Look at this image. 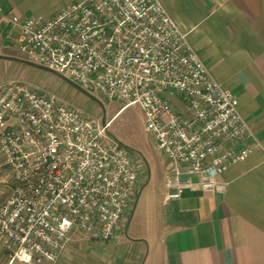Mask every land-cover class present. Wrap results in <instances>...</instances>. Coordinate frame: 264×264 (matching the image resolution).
Segmentation results:
<instances>
[{"label": "built area", "instance_id": "1", "mask_svg": "<svg viewBox=\"0 0 264 264\" xmlns=\"http://www.w3.org/2000/svg\"><path fill=\"white\" fill-rule=\"evenodd\" d=\"M8 21L27 61L103 100L139 105L175 176L165 200L179 198L193 176L202 191L213 190L251 153L237 97L160 0H77L46 19ZM108 124L20 79L0 84V165L11 179L0 243L10 261H56L74 232L112 240L126 226L141 179Z\"/></svg>", "mask_w": 264, "mask_h": 264}, {"label": "crops", "instance_id": "2", "mask_svg": "<svg viewBox=\"0 0 264 264\" xmlns=\"http://www.w3.org/2000/svg\"><path fill=\"white\" fill-rule=\"evenodd\" d=\"M33 1L0 0V84L20 79L38 88L46 74L17 49L19 34L7 35L9 14L46 19L77 0L50 14L38 12ZM160 1L216 80L237 97L254 136L252 151L220 174L213 190L202 191L193 176L170 200L164 195L175 176L165 155L159 193L148 187L147 162L132 156L141 187L126 235L90 240L76 231L56 261L35 264H264V0ZM10 184L0 187V203ZM0 264L30 263L10 261L0 243Z\"/></svg>", "mask_w": 264, "mask_h": 264}, {"label": "rangeland", "instance_id": "3", "mask_svg": "<svg viewBox=\"0 0 264 264\" xmlns=\"http://www.w3.org/2000/svg\"><path fill=\"white\" fill-rule=\"evenodd\" d=\"M67 1L72 0H34L33 2L38 12L50 14ZM35 70L37 73L38 71L46 73H41L40 82L36 84L40 90L55 92L60 98L82 107L99 120L109 122L110 135L124 145L131 156L147 162L150 179L148 187L155 193L161 191L164 156L157 149L151 135L145 130V117L138 104H128L120 108L123 105L120 101L103 100L99 93L90 92L95 97L92 98L52 71L37 68ZM1 159L0 155V163ZM145 174L148 176V170ZM9 179L7 167L0 165V187H4ZM140 187L141 185L137 188L136 195L139 194ZM121 232L122 235H126L125 227Z\"/></svg>", "mask_w": 264, "mask_h": 264}, {"label": "water", "instance_id": "4", "mask_svg": "<svg viewBox=\"0 0 264 264\" xmlns=\"http://www.w3.org/2000/svg\"><path fill=\"white\" fill-rule=\"evenodd\" d=\"M27 62L30 63V64H33V65H36V66H38V67H41V68H43V69H46V70L51 71V70H50L49 68H47L46 66H43V65H40V64H36V63L30 62V61H27ZM72 84H73L74 86H76L79 90H81L83 93H85L86 95H88V96H90V97H92V98H95L94 95H92L90 92H88V91H86V90L80 88L78 85H76V84H74V83H72Z\"/></svg>", "mask_w": 264, "mask_h": 264}]
</instances>
